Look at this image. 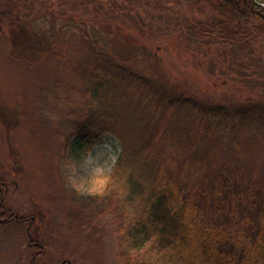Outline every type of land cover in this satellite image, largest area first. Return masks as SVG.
Here are the masks:
<instances>
[{
    "label": "rangeland",
    "instance_id": "rangeland-1",
    "mask_svg": "<svg viewBox=\"0 0 264 264\" xmlns=\"http://www.w3.org/2000/svg\"><path fill=\"white\" fill-rule=\"evenodd\" d=\"M130 7L124 16L108 20L82 15L85 23L82 18L66 22L40 0H23L16 7L19 23L4 25L0 264H35L30 257L43 250L38 264H120L111 216L98 207L99 212L93 207L91 212L89 196L106 185L122 142L138 144L150 136L165 111L150 119L145 105L135 111L124 106L114 129L100 142L91 148L76 146L67 126L79 119L75 112L82 95L72 84L86 51L105 48L140 72L208 101L264 99V56L256 67H239L223 46L210 48L195 39L173 2L132 0ZM176 119L193 126L196 114L187 109L176 113ZM238 139L239 163L247 171L259 164L264 176V139L257 134ZM215 141L223 143L220 137ZM212 144L210 137L207 147ZM204 154V147L192 151L191 164L198 165L196 156ZM226 155L222 145L215 160Z\"/></svg>",
    "mask_w": 264,
    "mask_h": 264
},
{
    "label": "trees",
    "instance_id": "trees-1",
    "mask_svg": "<svg viewBox=\"0 0 264 264\" xmlns=\"http://www.w3.org/2000/svg\"><path fill=\"white\" fill-rule=\"evenodd\" d=\"M22 1L0 0V36L4 25L19 23L16 7ZM167 1L180 6L184 26L195 39L210 48L223 46L239 67H256L264 56V0ZM40 2L66 22L82 15L108 20L133 8L132 0ZM77 67L72 85L82 95L75 112L79 119L67 126L76 146L100 142L124 106L135 111L145 105L150 119L165 111L150 136L138 144L122 142L106 185L89 196L91 212L92 207L99 212L98 207L111 216L119 263L264 264V176L259 164L247 171L235 157L239 137L264 139V99H201L121 62L105 48L86 51ZM187 109L196 114L193 126L176 119ZM210 137L213 144L207 147ZM218 137L222 144L215 141ZM222 145L227 155L216 161ZM198 147L205 154L196 156L193 166L189 154ZM42 254L36 251L32 262L38 264Z\"/></svg>",
    "mask_w": 264,
    "mask_h": 264
},
{
    "label": "flooded vegetation",
    "instance_id": "flooded-vegetation-1",
    "mask_svg": "<svg viewBox=\"0 0 264 264\" xmlns=\"http://www.w3.org/2000/svg\"><path fill=\"white\" fill-rule=\"evenodd\" d=\"M31 244H33V243H31Z\"/></svg>",
    "mask_w": 264,
    "mask_h": 264
},
{
    "label": "water",
    "instance_id": "water-1",
    "mask_svg": "<svg viewBox=\"0 0 264 264\" xmlns=\"http://www.w3.org/2000/svg\"><path fill=\"white\" fill-rule=\"evenodd\" d=\"M264 4V3H263Z\"/></svg>",
    "mask_w": 264,
    "mask_h": 264
}]
</instances>
